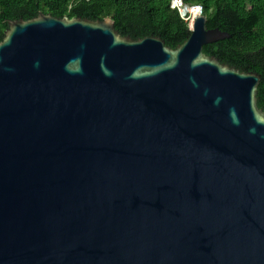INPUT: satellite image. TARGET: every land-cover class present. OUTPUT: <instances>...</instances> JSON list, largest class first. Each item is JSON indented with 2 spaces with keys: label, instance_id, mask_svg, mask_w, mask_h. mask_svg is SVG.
<instances>
[{
  "label": "water",
  "instance_id": "1",
  "mask_svg": "<svg viewBox=\"0 0 264 264\" xmlns=\"http://www.w3.org/2000/svg\"><path fill=\"white\" fill-rule=\"evenodd\" d=\"M39 14L0 42V264H264L260 77L228 39Z\"/></svg>",
  "mask_w": 264,
  "mask_h": 264
},
{
  "label": "trees",
  "instance_id": "2",
  "mask_svg": "<svg viewBox=\"0 0 264 264\" xmlns=\"http://www.w3.org/2000/svg\"><path fill=\"white\" fill-rule=\"evenodd\" d=\"M171 0H0V42L11 21H28L39 14L59 19L102 21L110 18L124 38L156 37L170 49L189 35L187 23ZM198 4L208 29L229 34L228 39L205 45L203 53L240 72L256 73V104L264 112V0H182Z\"/></svg>",
  "mask_w": 264,
  "mask_h": 264
},
{
  "label": "built area",
  "instance_id": "3",
  "mask_svg": "<svg viewBox=\"0 0 264 264\" xmlns=\"http://www.w3.org/2000/svg\"><path fill=\"white\" fill-rule=\"evenodd\" d=\"M170 10H177L180 17L190 26L195 17L202 15V7L198 4L185 5L182 0H171Z\"/></svg>",
  "mask_w": 264,
  "mask_h": 264
},
{
  "label": "clouds",
  "instance_id": "4",
  "mask_svg": "<svg viewBox=\"0 0 264 264\" xmlns=\"http://www.w3.org/2000/svg\"><path fill=\"white\" fill-rule=\"evenodd\" d=\"M201 16H203V15H201ZM186 23H187V22H186ZM192 23H193V21H192ZM187 25H188V23H187ZM188 27H189V29H190V28L192 27V24H191L190 26L188 25Z\"/></svg>",
  "mask_w": 264,
  "mask_h": 264
}]
</instances>
